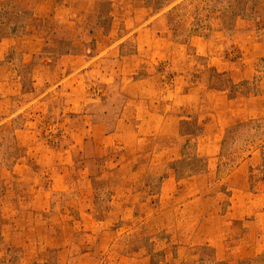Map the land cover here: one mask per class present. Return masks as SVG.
I'll return each instance as SVG.
<instances>
[{
    "label": "rangeland",
    "instance_id": "obj_1",
    "mask_svg": "<svg viewBox=\"0 0 264 264\" xmlns=\"http://www.w3.org/2000/svg\"><path fill=\"white\" fill-rule=\"evenodd\" d=\"M0 264H264V0H0Z\"/></svg>",
    "mask_w": 264,
    "mask_h": 264
}]
</instances>
